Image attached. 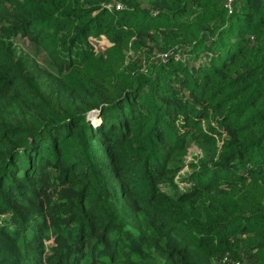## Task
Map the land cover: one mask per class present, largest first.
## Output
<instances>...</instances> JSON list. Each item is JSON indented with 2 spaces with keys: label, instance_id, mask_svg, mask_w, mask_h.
Instances as JSON below:
<instances>
[{
  "label": "trees",
  "instance_id": "trees-1",
  "mask_svg": "<svg viewBox=\"0 0 264 264\" xmlns=\"http://www.w3.org/2000/svg\"><path fill=\"white\" fill-rule=\"evenodd\" d=\"M0 264H264V0H0Z\"/></svg>",
  "mask_w": 264,
  "mask_h": 264
},
{
  "label": "rangeland",
  "instance_id": "rangeland-1",
  "mask_svg": "<svg viewBox=\"0 0 264 264\" xmlns=\"http://www.w3.org/2000/svg\"><path fill=\"white\" fill-rule=\"evenodd\" d=\"M203 156H204L203 151H201L200 148L196 147V145H193V147L190 148L186 156V163L189 164L190 162H197ZM185 168H188V167L186 166ZM184 171H186V169Z\"/></svg>",
  "mask_w": 264,
  "mask_h": 264
},
{
  "label": "built area",
  "instance_id": "built-area-1",
  "mask_svg": "<svg viewBox=\"0 0 264 264\" xmlns=\"http://www.w3.org/2000/svg\"><path fill=\"white\" fill-rule=\"evenodd\" d=\"M231 5V3H230ZM107 6H109L110 8L112 7H116V9L118 10H121L123 9L125 6H123V4L119 3V2H115V1H112L110 4H108Z\"/></svg>",
  "mask_w": 264,
  "mask_h": 264
}]
</instances>
